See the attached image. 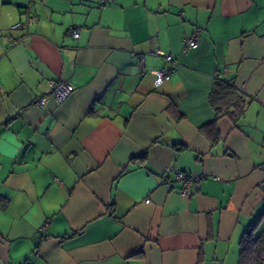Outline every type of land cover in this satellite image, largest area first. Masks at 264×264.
<instances>
[{
    "label": "crops",
    "instance_id": "0c3cea01",
    "mask_svg": "<svg viewBox=\"0 0 264 264\" xmlns=\"http://www.w3.org/2000/svg\"><path fill=\"white\" fill-rule=\"evenodd\" d=\"M49 80L75 89L34 106ZM262 183L264 0H0V264H237Z\"/></svg>",
    "mask_w": 264,
    "mask_h": 264
},
{
    "label": "trees",
    "instance_id": "16d2710c",
    "mask_svg": "<svg viewBox=\"0 0 264 264\" xmlns=\"http://www.w3.org/2000/svg\"><path fill=\"white\" fill-rule=\"evenodd\" d=\"M209 103L214 110L215 118L221 114L238 118L243 114L245 107V100L234 84L219 78H216L210 91ZM214 122L215 120L206 125L211 128L207 136L212 142L218 139V131L213 128ZM176 148L184 149L185 146L180 145ZM141 157L146 158V153ZM237 264H264V208L244 229L239 239Z\"/></svg>",
    "mask_w": 264,
    "mask_h": 264
},
{
    "label": "built area",
    "instance_id": "2783aa9c",
    "mask_svg": "<svg viewBox=\"0 0 264 264\" xmlns=\"http://www.w3.org/2000/svg\"><path fill=\"white\" fill-rule=\"evenodd\" d=\"M100 7L105 6L114 2V0H97ZM32 21V18L27 17L26 24L23 25L21 23L14 24V28H22L23 26L28 25ZM67 35L72 38H77L79 36V28L75 25H71L67 29ZM12 43L21 42L18 38L10 39ZM198 45V37L197 34H192L190 36H186L183 38V47L182 50L187 52L190 49L196 48ZM156 55L161 56L166 62L174 63L173 58L171 55L168 54H161L159 49H156L154 52ZM217 74V73H216ZM218 78L219 74L216 75ZM170 79V71L166 69H159L154 71V83L156 86L161 85L164 81ZM49 92L47 95L40 96L36 98L33 102L34 106H44L49 97H51L57 104H62L69 95L74 91L75 85L62 81V80H49L47 82ZM244 85H242L243 87ZM175 179L182 182V186L180 188V192L182 195L188 196L190 194V188L193 185V178L187 172L174 170ZM45 225L42 226L44 228Z\"/></svg>",
    "mask_w": 264,
    "mask_h": 264
},
{
    "label": "water",
    "instance_id": "95a60500",
    "mask_svg": "<svg viewBox=\"0 0 264 264\" xmlns=\"http://www.w3.org/2000/svg\"><path fill=\"white\" fill-rule=\"evenodd\" d=\"M262 189H264V183H262Z\"/></svg>",
    "mask_w": 264,
    "mask_h": 264
}]
</instances>
